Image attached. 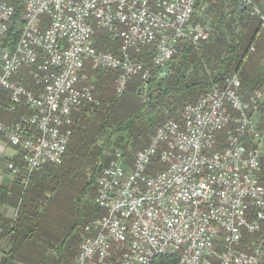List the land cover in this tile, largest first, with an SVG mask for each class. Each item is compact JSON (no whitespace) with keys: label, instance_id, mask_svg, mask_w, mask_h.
I'll list each match as a JSON object with an SVG mask.
<instances>
[{"label":"built area","instance_id":"2783aa9c","mask_svg":"<svg viewBox=\"0 0 264 264\" xmlns=\"http://www.w3.org/2000/svg\"><path fill=\"white\" fill-rule=\"evenodd\" d=\"M198 1L22 0L24 27L9 47L16 5L0 0V91L8 93L9 113L29 110L0 121L20 161L7 164L11 173L62 163L74 115L98 103L83 73L87 61L115 71L121 95L130 78L149 75L137 58L145 46H153L151 61L165 76L181 41L206 40L210 25L192 23ZM243 7L259 14L251 0ZM101 30L116 50L96 48ZM240 87L236 75L226 77L156 127L131 165L117 154L102 168L94 200L102 212L84 225L76 264H114L113 243L118 264H153L159 256H176V264H264L262 245L237 247L244 231L264 233V91L245 97ZM155 160L164 167L151 174Z\"/></svg>","mask_w":264,"mask_h":264},{"label":"trees","instance_id":"16d2710c","mask_svg":"<svg viewBox=\"0 0 264 264\" xmlns=\"http://www.w3.org/2000/svg\"><path fill=\"white\" fill-rule=\"evenodd\" d=\"M210 2L213 9L224 2L231 7H224L215 15L214 28L206 40L197 45L180 42L177 52L167 62L165 76H161V67L151 61L153 46H145L137 55L148 67V77L130 78L121 95L114 90L115 71L92 69L90 77L94 78V96L98 103L85 104L74 115L72 136L62 163L43 165L28 176L19 175L22 177L20 201L15 219L6 227L11 244L7 252L1 251L4 255L0 264L73 263L84 225L101 213L96 206L85 210L81 199L109 163L101 144L106 145L114 133L125 136L127 141L120 144L119 139L115 150H111L112 155L117 157L116 150H120L123 160L130 163L134 153L147 146L164 119H178L187 104L195 102L226 77H238L240 92L245 97L255 90L264 91V30L261 26L264 0H251L259 14H252L249 7L239 12L242 0ZM15 5L5 35L9 47L17 43L24 27L22 0H15ZM107 41L105 35L101 36L95 41L96 48L116 50V45H109ZM21 78L30 85L26 74ZM0 98L6 106L7 92L0 91ZM261 109L264 113V101ZM102 138L105 140L100 143ZM86 164L90 167L88 181L72 201L69 195L63 194L68 187L65 175L72 165L84 170ZM65 198L73 203L67 204ZM257 234L260 239L253 245L246 238L244 243L242 241L244 250L250 251L264 240V233ZM260 245L264 249V243ZM176 263V256H159L153 264Z\"/></svg>","mask_w":264,"mask_h":264},{"label":"rangeland","instance_id":"374dc122","mask_svg":"<svg viewBox=\"0 0 264 264\" xmlns=\"http://www.w3.org/2000/svg\"><path fill=\"white\" fill-rule=\"evenodd\" d=\"M225 7V9L231 7L230 4L227 3H223L221 4L220 6H217L216 9L211 6V2L210 0H200L199 4H198V7H197V10H195V15H194V19H192V23L194 24H200V25H203L204 23H208L211 27V29L214 28V25H215V15L218 14V12L220 10H222L223 8ZM43 19L45 20H48V18L46 16H42ZM105 30H101V31H98L94 36H93V40L94 42L96 40H98L101 36H103L105 34ZM107 43L109 45H116L117 46V42H113L111 39H108ZM93 63L92 61H87L85 63V66H84V69H83V73L87 76V78L90 77V72L92 71L93 69ZM167 70V68H166ZM25 72V70H21L20 73L23 74ZM116 78V77H115ZM115 78H114V90L115 89ZM90 81L91 82H94V78L90 77ZM80 86V84L78 85ZM8 94V93H7ZM29 110L27 109V107L21 105L19 106V110H18V113L17 115H15L14 119H16L19 114H23V113H28ZM168 119V118H167ZM166 119L163 120V122L165 121ZM154 134V133H153ZM107 136V135H106ZM120 139V144L121 143H125L127 141V138L123 135H120L118 133H114L112 135V137L110 138V141L106 144V145H103L101 144V147H102V151H103V154L106 155L109 159V161L111 159L114 158V156L112 155L111 153V150H115L116 148V145L115 144H118V140ZM105 138H102L101 139V142L104 141ZM138 151H136L134 153V156L131 158V161H130V165L132 164L133 162V159L135 157V154L137 153ZM116 154H121V151L120 150H116ZM108 161V162H109ZM163 164H161V162L155 160V163L152 167H150L151 170L150 173L151 174H154L156 171H159L161 169H163ZM89 166L86 164L85 165V169L83 170L82 167H78L77 165H72L71 167V170L70 171H67V174L65 175V179H66V182L68 184V187H66V190L64 191V195H69L70 198H72V201L76 200L77 199V195L79 194L80 190L85 186V184L87 183L88 181V171L89 170ZM96 192H97V185L96 183L95 184H92L91 185V188L90 190L88 191V193H86L83 198L81 199V205L82 207L87 210L88 208H93L95 207V196H96ZM66 193V194H65ZM62 194V195H63ZM65 202L67 204H69V202H72L70 199L69 201L65 198ZM73 203V202H72ZM102 212V211H101ZM261 233H263V231H261ZM243 236H244V239H243V243L245 242V238L248 239L249 243H251L252 245L258 240L260 239L259 234L257 233H254V234H251V233H248V232H243ZM73 242H76V240H74ZM72 242V244H73ZM262 242L264 243V240L263 241H259L258 242V245L262 244ZM80 243V242H79ZM79 246V245H78ZM239 249H243L242 248V242L240 245L237 246ZM73 248H75V243L73 244ZM264 248V247H263ZM79 250V248H78ZM111 252L114 255L113 257V263L114 264H118V261H119V253H117V245L115 243L112 244L111 246ZM262 258H263V261H264V249H262ZM73 263L72 264H76V257L75 259H72Z\"/></svg>","mask_w":264,"mask_h":264},{"label":"crops","instance_id":"0c3cea01","mask_svg":"<svg viewBox=\"0 0 264 264\" xmlns=\"http://www.w3.org/2000/svg\"><path fill=\"white\" fill-rule=\"evenodd\" d=\"M3 103L0 98V121L11 122L15 116L5 109ZM16 152V148L8 142L6 136L0 134V258L4 255L1 251L7 252L10 247L11 239L6 227L15 219L21 195L22 177L14 176L7 167L10 161L20 166Z\"/></svg>","mask_w":264,"mask_h":264},{"label":"water","instance_id":"95a60500","mask_svg":"<svg viewBox=\"0 0 264 264\" xmlns=\"http://www.w3.org/2000/svg\"><path fill=\"white\" fill-rule=\"evenodd\" d=\"M242 10H244V7H243V8H240V9H239V12H241Z\"/></svg>","mask_w":264,"mask_h":264}]
</instances>
